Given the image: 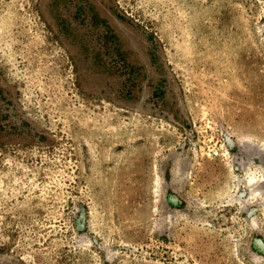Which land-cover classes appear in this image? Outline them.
<instances>
[{
    "label": "rangeland",
    "instance_id": "obj_1",
    "mask_svg": "<svg viewBox=\"0 0 264 264\" xmlns=\"http://www.w3.org/2000/svg\"><path fill=\"white\" fill-rule=\"evenodd\" d=\"M258 145L264 0H0V264H264Z\"/></svg>",
    "mask_w": 264,
    "mask_h": 264
},
{
    "label": "bare ground",
    "instance_id": "obj_2",
    "mask_svg": "<svg viewBox=\"0 0 264 264\" xmlns=\"http://www.w3.org/2000/svg\"><path fill=\"white\" fill-rule=\"evenodd\" d=\"M259 146V145H258ZM257 149L259 150V151H264V147H261V146H259V147H257ZM252 180H253V178H252ZM257 183V182H256ZM255 182L253 183V184H256ZM252 184V185H253ZM250 188H252V187H250Z\"/></svg>",
    "mask_w": 264,
    "mask_h": 264
}]
</instances>
